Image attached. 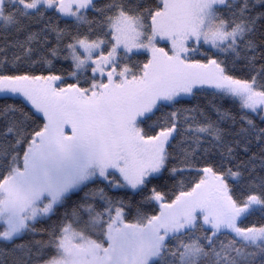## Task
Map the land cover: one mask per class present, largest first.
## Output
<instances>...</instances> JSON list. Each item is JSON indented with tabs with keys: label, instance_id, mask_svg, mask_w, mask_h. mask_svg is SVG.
Segmentation results:
<instances>
[{
	"label": "snow or ice",
	"instance_id": "6c2138e0",
	"mask_svg": "<svg viewBox=\"0 0 264 264\" xmlns=\"http://www.w3.org/2000/svg\"><path fill=\"white\" fill-rule=\"evenodd\" d=\"M0 264H264V0H0Z\"/></svg>",
	"mask_w": 264,
	"mask_h": 264
}]
</instances>
